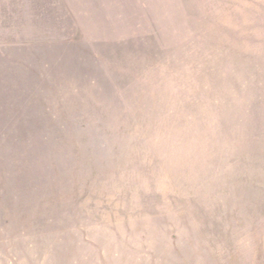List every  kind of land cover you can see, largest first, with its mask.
Returning a JSON list of instances; mask_svg holds the SVG:
<instances>
[{"label":"rangeland","instance_id":"obj_1","mask_svg":"<svg viewBox=\"0 0 264 264\" xmlns=\"http://www.w3.org/2000/svg\"><path fill=\"white\" fill-rule=\"evenodd\" d=\"M0 264H264V0H0Z\"/></svg>","mask_w":264,"mask_h":264}]
</instances>
